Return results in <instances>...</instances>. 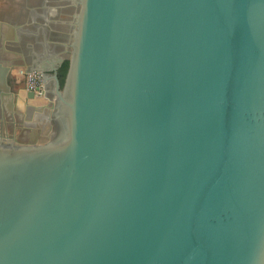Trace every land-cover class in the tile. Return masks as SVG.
I'll use <instances>...</instances> for the list:
<instances>
[{"label": "water", "instance_id": "95a60500", "mask_svg": "<svg viewBox=\"0 0 264 264\" xmlns=\"http://www.w3.org/2000/svg\"><path fill=\"white\" fill-rule=\"evenodd\" d=\"M70 46L0 69L52 130L0 135V264H264V0H81Z\"/></svg>", "mask_w": 264, "mask_h": 264}, {"label": "flooded vegetation", "instance_id": "af4514ba", "mask_svg": "<svg viewBox=\"0 0 264 264\" xmlns=\"http://www.w3.org/2000/svg\"><path fill=\"white\" fill-rule=\"evenodd\" d=\"M80 9L81 0H0V19H6L12 24L19 23L25 29L24 32L16 33L20 28L15 30V26L12 28V25L3 22L0 24V35L9 31L12 39L22 38L21 43L17 45L5 43L3 46L6 52H1L0 45V69L6 64H20L23 69L14 70V75H17L25 86L28 75L25 68L31 65L33 60L45 59L55 62L59 73L62 64L66 60L70 62V42ZM27 19L29 23L26 22ZM60 55L64 57L63 60L58 59ZM29 104H32L29 110L33 112L36 109L33 107L34 102L30 101ZM10 106L12 108L0 101V135L19 136L17 130L23 132L27 125L23 123L21 112L16 105ZM44 109L49 111V106ZM38 113V110L34 111L36 116ZM42 115L45 121L46 117Z\"/></svg>", "mask_w": 264, "mask_h": 264}, {"label": "crops", "instance_id": "0c3cea01", "mask_svg": "<svg viewBox=\"0 0 264 264\" xmlns=\"http://www.w3.org/2000/svg\"><path fill=\"white\" fill-rule=\"evenodd\" d=\"M4 23V24H6V25H12V28L15 26V30L17 29V28H20V30H17V32L16 33H19V32H24L25 31V29L22 27V25H20L19 23L18 24H12L11 22H9L8 20H6V19H0V24L1 23ZM26 22H28L29 23V21H28V19L26 20ZM14 30V29H13ZM14 30V31H15ZM19 31V32H18ZM7 74H8V72H7ZM2 92H4V93H8V94H11V95H13V98L15 97V91L13 90V87L11 86V85H9L8 84V89H5V88H2V90H1ZM5 97H7V96H5ZM39 98H43V97H39ZM48 99V101L47 102H43V101H39L38 103H34L33 104V107H35L36 109L34 110L35 112L38 110L40 113H38V116H36V114H34V111L33 112H30V115L28 116L27 115V113H26V111L24 112V111H20L21 112V116L20 117H22V119H23V123L25 124V125H27L26 126V128L23 130V132H24V136L25 137H27V138H29L30 137V134H31V131H32V129H33V126H31V124H32V122H37V124L39 125V126H37L36 125V127H38V129L40 130V135H42L43 133L41 132V127H42V114H44V113H47L48 112V110H45L44 109V107H48L49 106V104H50V99L51 98H49V97H44L43 99ZM9 105V104H8ZM30 105H32V104H30ZM15 106V105H14ZM41 111H43L44 113H42ZM42 113V114H41ZM37 117H39V118H37ZM40 117H41V119H40ZM46 122V121H45ZM48 131V127H46V129H45V132H47ZM26 138V139H27Z\"/></svg>", "mask_w": 264, "mask_h": 264}, {"label": "built area", "instance_id": "2783aa9c", "mask_svg": "<svg viewBox=\"0 0 264 264\" xmlns=\"http://www.w3.org/2000/svg\"><path fill=\"white\" fill-rule=\"evenodd\" d=\"M43 84L42 73L38 70L30 71L27 75V87L28 89L35 90L37 94H41L42 90L40 86Z\"/></svg>", "mask_w": 264, "mask_h": 264}, {"label": "rangeland", "instance_id": "374dc122", "mask_svg": "<svg viewBox=\"0 0 264 264\" xmlns=\"http://www.w3.org/2000/svg\"><path fill=\"white\" fill-rule=\"evenodd\" d=\"M38 97H39V96H38ZM38 97H37L36 99L33 100L34 103H38L39 101H43V102H47V101H48V99H46V98L43 99L44 97H43V98H38ZM35 123H36L37 126H39V125L37 124L36 121H35ZM45 124H46L47 127H49L50 130H51V125H49L48 123H45ZM49 128H48V130H49ZM51 131H52V130H51ZM17 132H18V135H19V136H17V135H16V136H17L20 140H23V139H26V138H27V137L24 136V132H22L21 130H17ZM20 132H21V133H20ZM48 135H50V134L47 133V132H46V133L44 132L42 135L39 136V138H42V137H45V136H48ZM27 139H28V138H27Z\"/></svg>", "mask_w": 264, "mask_h": 264}, {"label": "trees", "instance_id": "16d2710c", "mask_svg": "<svg viewBox=\"0 0 264 264\" xmlns=\"http://www.w3.org/2000/svg\"><path fill=\"white\" fill-rule=\"evenodd\" d=\"M68 68H69V60H66L62 66L59 68V78L61 81V85H64L65 79H66V75L68 72Z\"/></svg>", "mask_w": 264, "mask_h": 264}]
</instances>
